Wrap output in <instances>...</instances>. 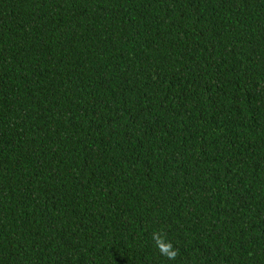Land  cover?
I'll return each mask as SVG.
<instances>
[{
    "label": "trees",
    "instance_id": "obj_1",
    "mask_svg": "<svg viewBox=\"0 0 264 264\" xmlns=\"http://www.w3.org/2000/svg\"><path fill=\"white\" fill-rule=\"evenodd\" d=\"M0 264H264V0H0Z\"/></svg>",
    "mask_w": 264,
    "mask_h": 264
},
{
    "label": "clouds",
    "instance_id": "obj_2",
    "mask_svg": "<svg viewBox=\"0 0 264 264\" xmlns=\"http://www.w3.org/2000/svg\"><path fill=\"white\" fill-rule=\"evenodd\" d=\"M157 244L158 246L161 248V251L167 255L170 259H174L175 256H176V252L175 251H171V245H167V246H164L163 244L160 243V241L158 240L157 241Z\"/></svg>",
    "mask_w": 264,
    "mask_h": 264
}]
</instances>
